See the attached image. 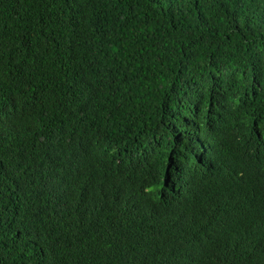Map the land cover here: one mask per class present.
Instances as JSON below:
<instances>
[{"label": "trees", "instance_id": "1", "mask_svg": "<svg viewBox=\"0 0 264 264\" xmlns=\"http://www.w3.org/2000/svg\"><path fill=\"white\" fill-rule=\"evenodd\" d=\"M0 264H264V0H0Z\"/></svg>", "mask_w": 264, "mask_h": 264}]
</instances>
